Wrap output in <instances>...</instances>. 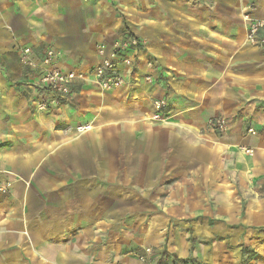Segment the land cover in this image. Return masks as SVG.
Here are the masks:
<instances>
[{"label":"crops","instance_id":"0c3cea01","mask_svg":"<svg viewBox=\"0 0 264 264\" xmlns=\"http://www.w3.org/2000/svg\"><path fill=\"white\" fill-rule=\"evenodd\" d=\"M243 13L264 0H0V264H264V49ZM128 32L145 46L120 88L36 109L47 49L90 73Z\"/></svg>","mask_w":264,"mask_h":264},{"label":"built area","instance_id":"2783aa9c","mask_svg":"<svg viewBox=\"0 0 264 264\" xmlns=\"http://www.w3.org/2000/svg\"><path fill=\"white\" fill-rule=\"evenodd\" d=\"M94 1V0H84ZM243 22L245 24L246 36L245 42L252 46L264 49V19L251 16L250 13H243ZM145 43L143 40L133 35L125 33L121 38L115 40L110 46L100 45L98 53L100 61L94 66L90 73L64 72L57 67L58 53L52 49H47L42 58V73L38 81V88L42 92L41 98L35 103L36 109L40 112L47 111L49 106L58 105L61 99L72 95L73 85L76 82L90 81L94 86L102 91H111L120 88L124 84L122 77V68L132 67L138 53L143 51ZM32 51L26 48L22 51V60L30 67L35 63L30 58ZM148 66L154 68L153 63ZM91 76V77H90ZM146 82L151 83L152 77L146 76ZM168 107L166 98L156 99L153 102L154 115L153 120L165 122L164 113ZM209 127L219 133H225L229 129V122L224 117H214L209 123ZM89 126L79 127L77 131L84 133L89 131ZM248 133L254 134L253 129ZM1 145V141H0ZM247 154H252L251 149L243 148ZM11 184H0V193L9 189ZM175 264H199L192 261H181Z\"/></svg>","mask_w":264,"mask_h":264},{"label":"trees","instance_id":"16d2710c","mask_svg":"<svg viewBox=\"0 0 264 264\" xmlns=\"http://www.w3.org/2000/svg\"><path fill=\"white\" fill-rule=\"evenodd\" d=\"M158 264H167V263H165L164 260H160V261L158 262Z\"/></svg>","mask_w":264,"mask_h":264},{"label":"rangeland","instance_id":"374dc122","mask_svg":"<svg viewBox=\"0 0 264 264\" xmlns=\"http://www.w3.org/2000/svg\"><path fill=\"white\" fill-rule=\"evenodd\" d=\"M247 155L251 156L252 154H247Z\"/></svg>","mask_w":264,"mask_h":264}]
</instances>
